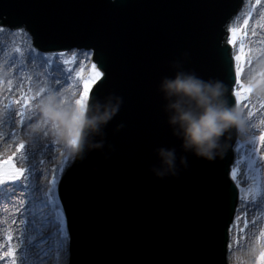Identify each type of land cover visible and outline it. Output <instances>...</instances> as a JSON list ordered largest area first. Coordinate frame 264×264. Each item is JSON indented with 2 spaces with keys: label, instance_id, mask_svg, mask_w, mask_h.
Here are the masks:
<instances>
[{
  "label": "snow or ice",
  "instance_id": "obj_1",
  "mask_svg": "<svg viewBox=\"0 0 264 264\" xmlns=\"http://www.w3.org/2000/svg\"><path fill=\"white\" fill-rule=\"evenodd\" d=\"M259 9V10H258ZM256 13L258 16L257 23L259 26L264 29V0H254V3L252 0H248L247 4V10L244 13L243 18V26L244 29L242 30L240 27H231L228 29V32H230V36H226L224 40L221 41V47L224 48V50L229 54V59L231 60V53L236 49L237 42L239 41V49L238 52L235 54V79H234V87H235V101L233 102L235 105L239 106L242 101L248 100L249 94L253 92L254 89L257 87L261 88V91H264V70L259 71L256 73V75H252L249 78V81L245 83L242 81L241 77L244 73V65H245V58L248 55L249 52L252 51L251 48H248L246 50V45L244 42V36L248 35V32L246 31L247 26L249 24V20L253 17V14ZM6 26L3 25L2 22H0V33H3L5 31ZM10 31L13 32H25L26 29L23 26H19L16 29H10ZM243 31V34H242ZM253 36L257 35V32L255 28L252 29ZM259 43L264 44V40L259 41ZM225 45H232V48H227ZM70 52V56L68 58H65V52H47L44 53V57H46L43 60L44 64H52L53 59L56 61H59L60 64H58V68L60 65L69 66L66 71L68 75L66 76L65 83L67 84V87L63 90L59 87H45L44 81H38L34 82L33 77L30 75H24V69L21 67L19 73L17 74V86L16 91L19 92V97H13L11 95L6 96L5 99L9 101L8 104L4 106V114L3 117L0 118V124L7 123L13 131L11 134H9V140H15L17 137V133L15 132V126L21 125L24 126L26 121H33L34 117H38V110L43 106V111L45 115H48L51 111V105L54 100V95L58 97H62L65 95V93L71 91V95H76L74 89L77 85H82V91L79 92V98L75 100V108L74 111L70 115V119H68V122L75 126L76 130L74 133H72V138L69 140V144L72 147H76L80 142V129L82 128V121L85 116L87 107H88V100H89V90L91 86L101 77L102 73L97 69L96 63H91V68L89 71V74L86 76L85 72L88 71L85 61H91V58L93 56L92 49H81L79 52L76 49H70L68 50ZM257 54L261 57H264V48H258ZM14 53L19 54L21 59L17 60L15 57H13L10 61L8 66L11 67H17V64L23 65L24 60L23 52L19 47H14ZM29 55L32 57V60L30 62H34V50L30 49ZM247 63L249 65L252 64V58L248 57ZM261 64L264 65V59L261 60ZM74 65V67H72ZM259 77V79L257 78ZM69 81H71L69 83ZM7 92L11 93L13 91L12 85L13 80L11 78L7 79ZM4 83V81H0V84ZM55 85H60V80L54 81ZM35 87V94L29 95V93L33 92V88ZM25 89H27V92H25ZM46 96V98H45ZM39 98V101L35 104L33 107L32 102L37 100ZM67 101L65 99L60 100V104L64 105ZM18 106V107H16ZM247 107V105H245ZM261 107H264V104H261ZM31 109V110H30ZM61 113L68 118L69 113L66 110H61ZM249 116L252 115V112L250 111L248 113ZM16 117H19V119H16ZM47 123V121L39 120L37 119L35 122L28 123L25 127V133L29 136H32L34 133H37L38 131H42L41 125ZM264 123V121H262ZM4 133L0 132V139L3 138ZM46 135V133H45ZM35 141V137H33ZM256 139L255 137L253 138ZM260 145H264V132H262L258 137ZM0 147L4 148H11V144L5 142L3 145H0ZM15 147L17 151H23L25 148V141L24 139H20L18 143L15 144ZM254 151L259 152V148H255ZM13 155H15V152H13ZM264 159V158H262ZM11 157H9V161L7 162H0V185L7 184L10 181H17L20 180L21 177L24 176L25 171H29L24 168L16 167L14 164L10 163ZM251 165V162H250ZM264 167V165H262ZM233 180L236 179L235 172L232 173ZM57 180L55 175L52 176L51 184L56 185ZM18 189L22 190L25 193H29L31 196H35L36 193L31 191V188L27 184H21V185H13L10 189L6 188L4 192L0 195H2L3 200L7 203H12L13 199L17 195ZM250 192H254V188L249 189ZM51 192V189L49 188L45 192V196H48ZM23 199L19 200L20 207H23ZM46 203H50L46 202ZM20 208H17V211H19ZM56 211H59V209H56ZM240 220V211L237 210L236 212V227L238 233L242 231L239 226L238 222ZM23 222V221H21ZM12 223L14 224L15 221L13 220ZM247 221H245V224ZM61 232L62 230H58ZM6 242V245H5ZM13 242V235L11 230L7 231V235L4 237L3 241H0V261L4 260L5 258H8L9 264H17V251L12 246ZM237 245H240L239 237H237L236 240ZM256 243H259L262 248H264V229L260 230L259 236L256 238V242L249 243L246 247L245 246H239L235 252H232L231 254H226V258L224 261V264H229V261L232 259H235L236 261L240 262V264H250L249 261H245L242 259V257L248 256L254 251L256 247ZM6 246V250H5ZM227 247L229 249L232 248V244H228ZM67 249L66 245L63 239H58L55 245L54 250H52L51 257L55 260V264H63L64 257L66 255ZM45 255H48V253H45ZM258 264H264V250H261L259 252V262Z\"/></svg>",
  "mask_w": 264,
  "mask_h": 264
},
{
  "label": "clouds",
  "instance_id": "obj_2",
  "mask_svg": "<svg viewBox=\"0 0 264 264\" xmlns=\"http://www.w3.org/2000/svg\"><path fill=\"white\" fill-rule=\"evenodd\" d=\"M175 66V75L162 78L159 85L166 101L167 122L173 134L181 140L185 152L211 161L221 152L226 133L233 128L241 133L246 131L240 110L228 103L221 82L204 80L194 72L181 69L178 64ZM117 101L104 110L97 106L84 116L81 150L88 137L99 134L102 126L118 111L119 98ZM94 146L102 147V143ZM157 158L158 164L153 166L152 171L158 178L178 174V157L174 148H158ZM179 165L187 167L186 157H179Z\"/></svg>",
  "mask_w": 264,
  "mask_h": 264
}]
</instances>
